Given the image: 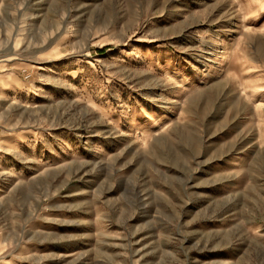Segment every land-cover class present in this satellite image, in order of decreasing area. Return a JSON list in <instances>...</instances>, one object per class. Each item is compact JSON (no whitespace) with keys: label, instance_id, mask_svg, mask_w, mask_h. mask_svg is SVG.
Masks as SVG:
<instances>
[{"label":"rangeland","instance_id":"374dc122","mask_svg":"<svg viewBox=\"0 0 264 264\" xmlns=\"http://www.w3.org/2000/svg\"><path fill=\"white\" fill-rule=\"evenodd\" d=\"M0 264H264V0H0Z\"/></svg>","mask_w":264,"mask_h":264},{"label":"bare ground","instance_id":"6f19581e","mask_svg":"<svg viewBox=\"0 0 264 264\" xmlns=\"http://www.w3.org/2000/svg\"><path fill=\"white\" fill-rule=\"evenodd\" d=\"M38 70H41V71H43V68H42V67H38Z\"/></svg>","mask_w":264,"mask_h":264}]
</instances>
